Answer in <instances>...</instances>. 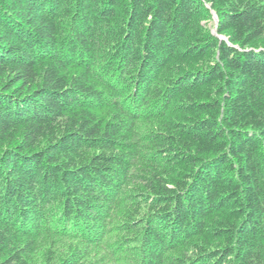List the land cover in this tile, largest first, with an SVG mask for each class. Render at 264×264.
Instances as JSON below:
<instances>
[{
	"label": "trees",
	"instance_id": "1",
	"mask_svg": "<svg viewBox=\"0 0 264 264\" xmlns=\"http://www.w3.org/2000/svg\"><path fill=\"white\" fill-rule=\"evenodd\" d=\"M0 264H264V0H0Z\"/></svg>",
	"mask_w": 264,
	"mask_h": 264
},
{
	"label": "water",
	"instance_id": "2",
	"mask_svg": "<svg viewBox=\"0 0 264 264\" xmlns=\"http://www.w3.org/2000/svg\"><path fill=\"white\" fill-rule=\"evenodd\" d=\"M214 20L216 21V16L214 15Z\"/></svg>",
	"mask_w": 264,
	"mask_h": 264
}]
</instances>
